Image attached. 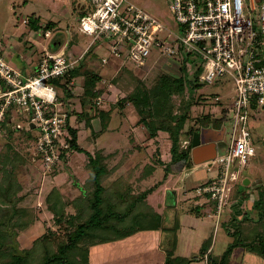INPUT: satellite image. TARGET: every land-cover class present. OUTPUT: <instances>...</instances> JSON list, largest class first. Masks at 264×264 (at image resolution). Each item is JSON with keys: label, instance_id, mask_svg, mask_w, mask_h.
Listing matches in <instances>:
<instances>
[{"label": "built area", "instance_id": "2783aa9c", "mask_svg": "<svg viewBox=\"0 0 264 264\" xmlns=\"http://www.w3.org/2000/svg\"><path fill=\"white\" fill-rule=\"evenodd\" d=\"M86 1L91 10L80 16L76 29L91 45H105L102 64L115 59L141 67L160 56L182 63L190 76L200 69L198 84H213L225 76L232 80L233 94L219 118L225 129V122L231 125L226 152L207 162L216 175L194 190L207 202L200 213L219 226L242 168L255 155L249 117L252 109L264 108V0H169L174 28L129 0ZM77 65L78 59L64 53L46 52L36 74L26 77L5 60L0 44V133L37 130L32 160H39L44 172L58 165L61 151L69 148L68 115L51 81ZM13 111L21 122L12 118ZM182 147L191 149L190 141L184 140ZM210 252H204V264Z\"/></svg>", "mask_w": 264, "mask_h": 264}, {"label": "crops", "instance_id": "0c3cea01", "mask_svg": "<svg viewBox=\"0 0 264 264\" xmlns=\"http://www.w3.org/2000/svg\"><path fill=\"white\" fill-rule=\"evenodd\" d=\"M52 1L58 3L64 0ZM26 7V1L22 0V7L18 8L22 11H15L13 7L6 22L4 21L3 26H0V44L3 49V56L9 64L19 69L26 77L36 74L40 59L46 52L64 53L67 58L78 59L76 73L70 77L64 87L56 86V92L59 101L63 104L62 109L68 115L67 126L76 132L77 144L82 150L81 141L92 139V147H86L91 153L98 146L100 152L108 154L107 156H112L114 159L117 158L115 155L121 152V148L113 142L111 143L109 141L110 138L107 139V137L111 134L117 135L119 129L109 128L108 130H103L101 126L103 120H105L108 126L113 119L121 118L125 121L132 118L135 122L133 123L132 121L129 124L130 129L125 137L127 139V146L123 148H135L137 150L136 153L139 154V160L143 155H148V152L151 154L154 149H160L165 143L166 145L170 144L167 138H165L164 132L159 131L154 137H151L143 125H135V128L131 127L139 121L137 113L131 108L126 110L118 107L116 104L118 98L115 90L113 91L114 93H111V91L108 92V90L100 88L99 85L103 82V78L111 77L115 62H119L115 59H110L105 65L101 63V59L107 55L104 44L91 45V40L86 41L84 38L73 34L74 29H72L73 27L67 19L68 12L65 8L56 9L51 5L48 8L51 15L49 12H47V15H43L36 11L24 14L23 10ZM51 11L54 13L52 14ZM24 19L27 20V23H22ZM62 20L64 21V25L61 23ZM46 32H49V36L47 37L44 35ZM126 64L130 65L129 63ZM75 70H72L71 74ZM94 75L100 78V80L94 82ZM64 82L65 79H61L58 84L62 85ZM70 83H72L71 86H69ZM97 99H100L98 100V104L96 102ZM224 107L220 113L223 112ZM260 112L252 109L249 117L250 122L251 117L257 115L256 121L258 123L255 125L258 126V129L259 123L264 119V114L261 118L258 116ZM11 116L17 122L22 121V117L19 118L20 116L14 111ZM226 131L227 129L223 127L221 120H219L218 128L207 127L201 129L200 133L202 139L207 142L220 141L218 144V151L220 153ZM18 132L7 131L0 133V149L4 148V152L8 151L6 154L3 153L2 160L8 158L7 160L12 161L15 158L12 155L16 154V152L19 153L18 149H20V146L17 148L8 143V139L13 138L12 135L18 134ZM66 132L68 133L67 129ZM30 134L26 130L25 139ZM35 138L32 140L35 141ZM168 152H170V145ZM25 154L22 155L25 156ZM28 155L25 156L26 159L30 158V155ZM75 155H81V152L75 151ZM168 155V160H163L162 154L160 155V160L158 158L153 160L152 156L150 158L146 156V160H153V163L151 172L149 170L146 174L148 178L145 177L143 179L144 183L151 177L154 179L156 170L159 171L158 182H162L156 189L150 192L146 201L159 215L160 224L164 222V227H160L157 231L138 232V234H134L124 240L95 246L94 250H91L89 264H164L168 258L174 259L177 264H190L188 262L192 258L198 259L200 254L204 255L207 249L211 250L210 255L212 258H220L228 249L227 247L231 239L220 229L221 225L220 227L215 226V220L212 217L202 219L196 214H200L202 207H207V202L204 198L195 196L194 190L208 183L216 175V168L208 170L207 162L201 165H194L191 160L172 163L171 156L169 153ZM255 157L256 153L250 159ZM74 158L75 156L71 155L70 160L73 161ZM65 162L59 163L64 167ZM248 162L242 168L241 174L247 167ZM17 163L20 164L22 172L26 171L24 163ZM261 163L264 165V160ZM13 164L14 162H11L8 164L9 167H7L10 168ZM115 166H118V164ZM255 169L256 166L250 168L247 172V177H242L241 175V181L238 183L242 184L246 181L245 184H242L243 186H247L246 188L254 187L256 189L254 192L252 191L253 189L247 193L242 192V199L250 198V200H255L260 195L264 200V190H261L262 184L259 183L262 179L256 182L252 176ZM7 172L11 173L9 170ZM154 180L157 181L156 178ZM242 204L234 203L233 206H228L222 213V224H227L226 222L232 217L239 221L243 215L250 218L252 208L254 210L257 209V211L260 210L258 214L264 211V206L256 208L254 203L248 207ZM259 218L257 217L254 221L258 222ZM250 224L247 223L244 226L251 228L253 225ZM33 227L34 225H31L29 228ZM188 240L189 247L185 243ZM238 247L242 249V258L245 260L244 264H264V258L259 256L257 251H254L252 247H245L243 245H238ZM210 261L209 259L207 264H210Z\"/></svg>", "mask_w": 264, "mask_h": 264}, {"label": "rangeland", "instance_id": "374dc122", "mask_svg": "<svg viewBox=\"0 0 264 264\" xmlns=\"http://www.w3.org/2000/svg\"><path fill=\"white\" fill-rule=\"evenodd\" d=\"M24 1L27 3V7L23 10L24 14H27L30 11H36L42 13L43 15H47V12L50 14V9L48 8L51 5L56 9L65 8L68 12L67 19L71 23L73 27L72 29H74L72 33L77 37L79 36L80 38H84L86 41L90 40L89 37L81 34L78 35V31L75 29L77 25V19L81 15L86 14L91 10L90 2L86 0H64L63 2L58 3L52 0ZM129 1L155 17L157 20L161 21L164 25L171 28L176 27L175 22L168 10L169 0ZM13 7L15 8V11H22L21 9H18L19 7H22V0H0V26H3L4 21L6 22ZM22 21V23H27L26 19ZM61 23L64 25L63 20ZM198 71L200 72L201 70L198 69ZM180 75L181 71L179 63L175 62L173 59L155 56L150 58L148 62L141 67H133L127 64H122L121 62H115L113 74L109 78H103V82L101 81L102 83H100L99 86L103 90H108V92L111 91V93H114L113 91L115 90L117 98L123 96L124 99L121 101L122 103H120V107H123L126 110L128 108L133 109L130 105L132 100L129 98V96H135L136 99H141L143 94L146 95L149 106L146 108L144 106L140 107V116H138L139 121L137 124H133V126H131L133 128H135V125H143L142 122H140V119H145L141 116V114H145L143 113V107L146 111L147 108L153 107L156 105V103L160 104L163 110H165L160 120L164 121V119H167L170 114L173 117L179 116L182 104L187 102L190 105V112L189 116L186 118V123L183 124L182 136L180 138L181 140L179 139V150L182 151L187 150L182 147V143L184 140H189V132L190 134L197 133L200 132L201 129L207 127L218 128V122L221 115L220 112L222 111L223 106H226L229 103L233 94L234 85L229 76H225L221 79H218L213 84H201L200 86H197L196 84L198 83L195 84L193 76H190L187 73L188 78L185 86L186 89H184L182 97H170L169 99L161 97V94L158 93L157 86L160 77L168 76L171 78H176ZM216 97H219V100L216 101ZM169 106L170 109H167ZM260 111L261 112L258 116L261 118L264 114V108ZM257 118V115L255 117H251V121L249 122V129L252 134V145L255 148L256 157L249 160L247 167L243 170L241 175L242 177H247L248 170H250V168L253 166H256L252 176L256 182H259V179H262L259 183L262 184L261 190H264V165L261 163V161L264 160V119L261 122L259 121L260 123L258 129V126L255 125L258 123L256 121ZM132 121L135 123L132 118L127 121L122 120V118L113 119V121L107 126L105 120H103V124L101 126L103 130H108L109 128L119 129V131L117 130V135L119 136L111 134L109 135L110 137H107V139L110 138L109 141L111 143L113 142L115 145H118L121 148V152H118L115 155L117 158L114 159V157L107 156L108 154L100 152L98 146L91 153V151L86 149V147H92V139L89 141L82 140L81 146L83 147L84 152H82L81 155H75V151L71 150L70 148L66 149V162L64 163V167L60 165L61 163H59V161L58 165L48 172L43 171L39 160H31L34 152V149L32 150V148H34L35 142L32 139L37 136V130L28 131L31 134L30 136L27 135L26 139V130L21 132L14 131L18 132V134L12 135L13 138L8 139L9 144H12L17 148L20 146V149H18L19 153L16 152V154L14 153L12 155L15 157L13 158L14 160H7L8 158H6V160H2V156L8 151L4 152V148L0 149V195H5L7 191L10 192V188H13L12 186H14L13 191L8 194L10 202L13 203L10 204V206H5L0 199V210L2 208L11 210L15 206L18 208L29 209L32 212L30 226L34 225V227L29 228V226L28 228L20 231L18 235L16 229L14 228H10L8 232L7 230L2 231V235H4V237L7 236L8 241L4 244L3 249L1 250L2 254L10 249V251L12 250L13 255H22L23 250L29 249L32 245V242L43 235L46 226L57 235L61 236L62 234V241H65L67 232L72 231L74 228L67 227V220L70 221L71 219V221H74L73 225L76 226V224L78 225L86 219L88 213L87 196H89L93 191V182L91 180V171L88 167L87 156L90 153L92 157H101L99 164L102 166L104 171V174L101 177V185L104 188V197L108 201V209L112 212L123 213L125 209L130 206L138 197L145 193L147 194V198L148 195H150V191L148 192V190L153 191L158 187L159 184H161L162 181L158 182V170H156L157 173L155 172L154 174V179L156 178L157 181L151 177L144 183L143 179L146 177V174L149 170V172H151L153 160L157 158L160 160L159 158L161 154L163 160H168V153L170 154V152H168V147L169 145L171 146V139L169 135L164 132L166 136L165 138H167V141L170 144L166 145L165 143L160 149H154L151 154L148 152V155H143V157L139 160V154L136 153L137 150L135 148H123L127 146V139H125V137L127 136V132L130 129L129 124ZM145 122L147 121L145 120ZM224 126L226 127L227 131L225 132L224 142H222V147L220 150V153L222 154L226 152L229 143L231 132L230 121L225 122ZM116 138H118V140H116ZM22 140L23 142H21ZM24 153H26L25 156L28 154L30 155V160L26 159V157L22 155ZM71 155H74L76 159L74 158L73 161L70 160ZM146 156H149V158L152 156L153 160H146ZM8 162H14L13 166L8 168ZM17 162L24 163L25 165H23L25 166L26 171L22 172L21 166ZM68 162L70 163L67 165ZM155 163L157 162L155 161ZM116 164H118L119 167L115 166ZM7 170H9L13 176L11 182L6 181V178H10L8 175L9 172H7ZM146 178H148V175ZM246 187L241 183L235 184L232 189L228 204L223 211H225L228 206H233L234 203H243L242 205L248 207L252 206V203H259L260 200L263 201V199H260V195L258 198H256L257 200H250V198L242 199V192L247 193L252 189L253 192L256 191L254 187ZM17 198L20 201H18ZM148 207L153 209L145 199V201L136 205V210L139 211V214H143L148 212L146 211L148 210ZM259 211L260 210L257 211V209L254 210L252 208L250 218L248 217L247 219L255 220L257 217H261L262 212L261 214H258ZM152 213L159 217V215L154 210ZM196 214L202 219H205L206 213ZM59 216L63 220L61 226L65 224L64 226L66 227L65 228L63 226L62 230H59L53 224V218L56 219ZM245 216L246 215H243L242 219H245ZM221 219L222 218L220 217V223H222ZM220 225L221 224H219L218 227H220ZM160 227H164V222H161L160 224L159 218V228ZM141 232L144 231H140V233ZM135 234H138V232ZM16 236L17 238L15 239ZM185 243L189 247V240ZM92 249L94 250V247L89 249V258ZM228 250L229 255L227 261L220 264H244L245 260L242 258L243 253L241 247H236V245H234ZM191 260L194 259L192 258ZM246 260L249 261L248 259ZM190 264H204V262L201 258H199Z\"/></svg>", "mask_w": 264, "mask_h": 264}, {"label": "trees", "instance_id": "16d2710c", "mask_svg": "<svg viewBox=\"0 0 264 264\" xmlns=\"http://www.w3.org/2000/svg\"><path fill=\"white\" fill-rule=\"evenodd\" d=\"M77 68L78 66L72 74L70 72L58 80L51 81V83L55 88L56 86L64 87L70 77L76 73ZM180 71L181 75L176 78L168 76L160 77L157 86L158 93L161 94V97L169 99L170 97L175 98L183 96L188 78L185 65L180 66ZM199 73L198 70L194 73L193 79L195 84L197 83ZM61 79H65V82L62 85H59L58 82ZM99 80L100 78L94 75V82ZM196 85L200 86L201 84ZM141 97V99H136L135 96H129L132 100L130 105L137 115L139 114L138 116H140L139 109L141 106H144L145 108L149 106L146 95L143 94ZM123 99V96H120V98L117 99L116 104L119 108H123L120 107V103H122L121 101ZM144 107L142 109L145 114H141V116L145 119H140V122H142L143 127H145L151 137H154L159 131L165 132L169 135L171 139L170 156L172 163L191 160L190 148L182 151L179 150V139L182 136L183 124L186 123V118L189 116L190 105L187 102H184L181 106L179 116L173 117L170 114V116H167L168 118L164 119V121L160 120L165 111L160 104L156 103L153 107L147 108L146 111ZM167 109H170V106ZM145 120L147 122H145ZM67 130L69 133V139H66V141L69 148L76 152H84V150H82L77 144L76 132L68 126ZM188 134L190 140L193 133L190 134L189 132ZM66 151L67 150L61 151L59 156L60 162H65ZM87 156L88 167L91 171V180L93 182V191L87 196L88 213L86 219L82 223H79L78 225L76 224V226L73 225L74 221H71V219L70 221L67 220V227L74 228L72 231L67 232L65 241H62V234L61 236L57 235L46 226L43 235L35 239L29 249L23 250L22 255H13L12 250L10 251V249L2 254L1 250L3 249V246L8 242L7 236L4 237L2 231L7 230L8 232L10 228H14L18 235L20 231L30 226V219L32 216L31 210L26 208H18L16 206L11 210L2 208L0 210V264H89V249L92 247L122 240L140 231L158 230L159 217L152 213L153 209L148 207V210H146L148 212L143 214H139V211L136 210V205L145 201L147 195L145 193L128 206L123 213H115L108 209V201L104 197V188L101 185V177L104 174L102 166L99 164L101 157H92L90 154ZM8 175L10 178L5 177L7 179L6 181L11 182L13 176L11 173H8ZM12 187L13 188H10V192L14 189V186ZM149 191L151 192L152 190H148V192ZM10 192L7 191L5 195H0V199L5 206H10V204L13 203L10 202V199L8 198ZM260 199L263 198L261 197ZM18 201L20 200L18 199ZM254 206H256V208L264 206V200H260L259 203L255 202ZM60 218V216L56 219L53 218V224L59 230H62L65 224L61 226L63 220ZM249 221H252L253 223ZM226 223L227 224L221 223V229L231 239V242L227 247L228 249L234 245L252 247L254 251H257L259 256L264 258V211L258 222L247 219V217L240 221L233 217ZM247 223H251L250 225L253 226L251 228L244 226V224ZM16 238L17 236L15 239ZM247 238L252 239L247 240ZM228 249L220 258H212L210 255V264H220L227 261L229 255ZM202 255L203 254L201 253V257L199 256L198 259L202 258ZM198 259L190 260L188 263ZM164 264L177 263L174 259L168 258Z\"/></svg>", "mask_w": 264, "mask_h": 264}, {"label": "water", "instance_id": "95a60500", "mask_svg": "<svg viewBox=\"0 0 264 264\" xmlns=\"http://www.w3.org/2000/svg\"><path fill=\"white\" fill-rule=\"evenodd\" d=\"M222 141V140H221ZM220 141L207 142L202 139L201 133H194L191 138L190 159L194 165H201L214 160L218 154V144ZM244 181L242 184H245Z\"/></svg>", "mask_w": 264, "mask_h": 264}]
</instances>
